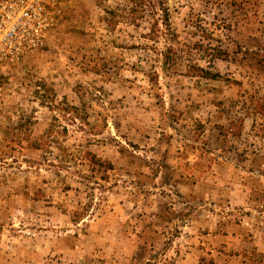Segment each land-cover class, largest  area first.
<instances>
[{"label":"rangeland","instance_id":"1","mask_svg":"<svg viewBox=\"0 0 264 264\" xmlns=\"http://www.w3.org/2000/svg\"><path fill=\"white\" fill-rule=\"evenodd\" d=\"M167 1L174 65L128 0L0 35V264H264V0Z\"/></svg>","mask_w":264,"mask_h":264},{"label":"trees","instance_id":"2","mask_svg":"<svg viewBox=\"0 0 264 264\" xmlns=\"http://www.w3.org/2000/svg\"><path fill=\"white\" fill-rule=\"evenodd\" d=\"M106 14L110 27L120 22L132 25L137 29L142 28L143 24L148 25L147 32L143 33L141 37L151 43L143 45L147 50H153L157 56L160 55L168 63V66L174 65L181 59L182 56L178 49L174 47V43L179 42L171 27V7L167 0H128V4L121 10L109 9ZM161 41H163L166 51L157 48ZM193 69L203 73L206 75L205 77L208 75L199 66L193 67ZM153 75L155 78L157 73L153 72ZM212 77L218 76H209L213 79Z\"/></svg>","mask_w":264,"mask_h":264},{"label":"built area","instance_id":"3","mask_svg":"<svg viewBox=\"0 0 264 264\" xmlns=\"http://www.w3.org/2000/svg\"><path fill=\"white\" fill-rule=\"evenodd\" d=\"M57 3L58 0H0V35L6 32L5 40L20 47L24 36L29 41L26 47L40 44L53 10L58 11Z\"/></svg>","mask_w":264,"mask_h":264}]
</instances>
